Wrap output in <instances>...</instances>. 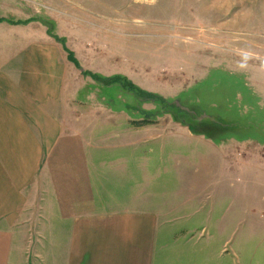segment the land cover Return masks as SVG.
Wrapping results in <instances>:
<instances>
[{
  "label": "rangeland",
  "instance_id": "obj_1",
  "mask_svg": "<svg viewBox=\"0 0 264 264\" xmlns=\"http://www.w3.org/2000/svg\"><path fill=\"white\" fill-rule=\"evenodd\" d=\"M0 23L65 49L95 200L164 209L153 264H264V0H0Z\"/></svg>",
  "mask_w": 264,
  "mask_h": 264
},
{
  "label": "crops",
  "instance_id": "obj_2",
  "mask_svg": "<svg viewBox=\"0 0 264 264\" xmlns=\"http://www.w3.org/2000/svg\"><path fill=\"white\" fill-rule=\"evenodd\" d=\"M1 39L0 264H153L164 209L106 190L95 200L91 155L104 144L66 96L65 49L48 34Z\"/></svg>",
  "mask_w": 264,
  "mask_h": 264
},
{
  "label": "bare ground",
  "instance_id": "obj_3",
  "mask_svg": "<svg viewBox=\"0 0 264 264\" xmlns=\"http://www.w3.org/2000/svg\"><path fill=\"white\" fill-rule=\"evenodd\" d=\"M126 87V86H125ZM131 97V96H130Z\"/></svg>",
  "mask_w": 264,
  "mask_h": 264
}]
</instances>
